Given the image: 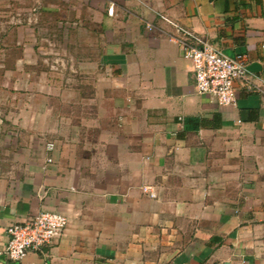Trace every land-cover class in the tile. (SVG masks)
<instances>
[{"label": "crops", "instance_id": "1", "mask_svg": "<svg viewBox=\"0 0 264 264\" xmlns=\"http://www.w3.org/2000/svg\"><path fill=\"white\" fill-rule=\"evenodd\" d=\"M72 1L108 33L91 67V124L64 130L51 97L18 96V62L0 66V264H264V96L239 84L235 105L219 106L198 94L157 18L258 63L259 84L264 0ZM42 211L67 216L64 236L46 257L6 259L7 228Z\"/></svg>", "mask_w": 264, "mask_h": 264}, {"label": "rangeland", "instance_id": "2", "mask_svg": "<svg viewBox=\"0 0 264 264\" xmlns=\"http://www.w3.org/2000/svg\"><path fill=\"white\" fill-rule=\"evenodd\" d=\"M14 5L21 10H11ZM75 6L72 0H54L52 10L46 11L42 0H18L0 13V37L5 34L0 41V66L10 68L18 62L22 68L18 96L27 101L36 95L39 104L51 97L56 114L64 118V130L70 133L80 131L83 123L91 124V67L108 36L91 15L87 17V12H79ZM32 12L34 25V17H29ZM8 76L11 80L17 75ZM2 78L0 73V83ZM8 96L5 93L6 99ZM2 97L0 92V103Z\"/></svg>", "mask_w": 264, "mask_h": 264}, {"label": "built area", "instance_id": "3", "mask_svg": "<svg viewBox=\"0 0 264 264\" xmlns=\"http://www.w3.org/2000/svg\"><path fill=\"white\" fill-rule=\"evenodd\" d=\"M113 12V6L107 8L108 15ZM157 18L168 27L167 36L177 44L183 58L190 61L198 94L211 97L219 106L235 105V90L239 84L264 96V80L258 84L249 78L251 73L246 69L249 62L245 55L228 57L186 26L163 14H157ZM146 29L154 30L155 25L148 23ZM143 192L151 198L156 196L148 187H144ZM68 221L60 212L42 211L13 223L7 228V242L2 254L14 262H21L30 252L46 257V249L64 236Z\"/></svg>", "mask_w": 264, "mask_h": 264}, {"label": "trees", "instance_id": "4", "mask_svg": "<svg viewBox=\"0 0 264 264\" xmlns=\"http://www.w3.org/2000/svg\"><path fill=\"white\" fill-rule=\"evenodd\" d=\"M200 122H202V121L199 119H188V120H186L184 127L186 130L197 131L199 129L200 124H202ZM191 124H192V126H191Z\"/></svg>", "mask_w": 264, "mask_h": 264}, {"label": "water", "instance_id": "5", "mask_svg": "<svg viewBox=\"0 0 264 264\" xmlns=\"http://www.w3.org/2000/svg\"><path fill=\"white\" fill-rule=\"evenodd\" d=\"M246 69L251 73V74H256L261 71V66L258 63H250Z\"/></svg>", "mask_w": 264, "mask_h": 264}]
</instances>
